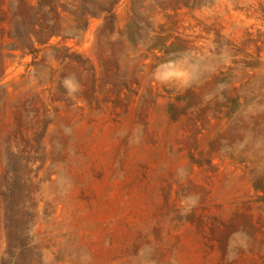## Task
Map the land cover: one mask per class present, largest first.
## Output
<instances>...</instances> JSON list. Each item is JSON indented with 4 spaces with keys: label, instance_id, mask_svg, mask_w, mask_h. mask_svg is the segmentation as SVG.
I'll list each match as a JSON object with an SVG mask.
<instances>
[{
    "label": "rangeland",
    "instance_id": "1",
    "mask_svg": "<svg viewBox=\"0 0 264 264\" xmlns=\"http://www.w3.org/2000/svg\"><path fill=\"white\" fill-rule=\"evenodd\" d=\"M0 264H264V0H0Z\"/></svg>",
    "mask_w": 264,
    "mask_h": 264
},
{
    "label": "clouds",
    "instance_id": "2",
    "mask_svg": "<svg viewBox=\"0 0 264 264\" xmlns=\"http://www.w3.org/2000/svg\"><path fill=\"white\" fill-rule=\"evenodd\" d=\"M193 67L194 66L190 65L183 68H177V65L168 62L166 64L159 65L153 73V76L160 83L167 84L175 79L176 73L179 71L183 77L184 86H188V84H190V82L194 79ZM161 69H166V71H161Z\"/></svg>",
    "mask_w": 264,
    "mask_h": 264
}]
</instances>
